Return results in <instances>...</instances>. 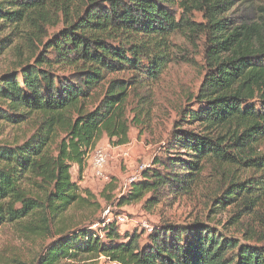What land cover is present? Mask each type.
<instances>
[{
	"label": "trees",
	"instance_id": "obj_1",
	"mask_svg": "<svg viewBox=\"0 0 264 264\" xmlns=\"http://www.w3.org/2000/svg\"><path fill=\"white\" fill-rule=\"evenodd\" d=\"M241 4L254 12L236 21L228 14ZM0 20V31L12 26L36 48L0 73V123L31 126L22 139L0 140V228L47 235L36 264H99L100 255L110 264H264V3L0 0ZM174 34L202 38L205 73L162 155L117 205L149 210L206 192L207 212L162 219L140 244L137 233L96 216L100 202L78 180L103 135L123 145L131 126H149L154 83L188 61ZM110 184L99 194L109 201Z\"/></svg>",
	"mask_w": 264,
	"mask_h": 264
},
{
	"label": "rangeland",
	"instance_id": "obj_2",
	"mask_svg": "<svg viewBox=\"0 0 264 264\" xmlns=\"http://www.w3.org/2000/svg\"><path fill=\"white\" fill-rule=\"evenodd\" d=\"M252 1L255 4L264 3V0ZM253 12L254 7L241 4L236 12H230L228 15L239 21L241 17H252ZM194 17L200 20L199 14H195ZM55 29L57 28H50V32ZM1 38H7L6 40L9 43L0 53V73L16 69L20 64L29 61L33 55L32 53L36 50L33 41L31 42V40L18 35L17 32L12 30V26L0 31ZM172 40L177 45L179 57H185L188 61L178 60L175 63H171L158 81L154 83V106L149 126L147 128L131 126L129 129V141L111 153L112 158L106 166L105 176L94 178L86 175L85 179L80 183V186L88 187L100 202L96 216L104 217L103 211L107 208L112 212L128 215L130 219L129 226L127 228L126 226L120 227V231L124 232L129 229V233H137L140 244L146 241L142 223H147L154 227L162 219L181 222L189 220L196 213L202 217L207 212L204 209L206 203L204 195L206 192L198 193L195 198H170L149 210L144 208L142 202L117 205L119 195L128 189L129 177L138 172L140 165L148 166L155 156L162 155L161 147L169 136L175 121L180 117V113L184 108H192L194 106L191 96L196 94L205 73L202 58L203 41L200 37H193L192 40H189L187 36L181 34H174ZM186 127L188 126H183V128ZM30 133V124L24 123L10 126L0 123V140L5 138L9 140L14 138L22 139ZM98 143L97 145L111 151L109 147L112 145L105 135L100 138ZM260 148L264 150V142ZM123 150H127V156L122 155ZM71 173L75 179L77 177L75 167L71 168ZM109 183L115 186L112 191H110V186L106 188L105 194L111 197L110 201L99 196L103 187L109 185ZM215 215L218 219L224 221L227 213H217ZM94 227L96 228V226ZM48 239L47 235L26 236L18 231L14 225L5 224L1 226L0 264H36V258L43 251ZM97 262L99 264H110L103 255L98 257Z\"/></svg>",
	"mask_w": 264,
	"mask_h": 264
},
{
	"label": "built area",
	"instance_id": "obj_3",
	"mask_svg": "<svg viewBox=\"0 0 264 264\" xmlns=\"http://www.w3.org/2000/svg\"><path fill=\"white\" fill-rule=\"evenodd\" d=\"M121 145L111 146L109 147L111 151L103 146L96 145L91 150L88 151L86 155V162L84 165V169L82 175L80 177V181L85 179L86 175H89L94 178H101L105 176L106 166L109 160L112 158L111 153H113L116 148H119ZM114 147V149H113ZM123 156H127V150L122 151ZM145 167V165H140L138 172L128 179V183H131L133 180L137 179L140 170ZM104 218L106 221L114 220L120 227L129 226V217L125 213L112 212L109 208L104 211ZM96 226V224L94 225ZM142 229L147 234L152 230V226L147 223H142Z\"/></svg>",
	"mask_w": 264,
	"mask_h": 264
},
{
	"label": "crops",
	"instance_id": "obj_4",
	"mask_svg": "<svg viewBox=\"0 0 264 264\" xmlns=\"http://www.w3.org/2000/svg\"><path fill=\"white\" fill-rule=\"evenodd\" d=\"M98 144H99V143H98ZM72 168H73V167H72ZM75 168H76V167H75ZM76 172H77V171H76ZM76 178H77V177H76ZM77 179H78V178H77ZM78 181H79V180H78ZM80 183H81V181L78 182V184H80Z\"/></svg>",
	"mask_w": 264,
	"mask_h": 264
}]
</instances>
